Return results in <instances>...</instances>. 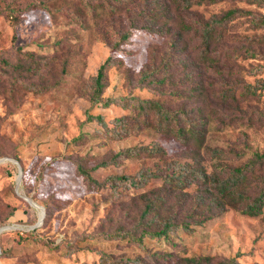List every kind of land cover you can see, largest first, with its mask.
<instances>
[{"label": "rangeland", "instance_id": "rangeland-1", "mask_svg": "<svg viewBox=\"0 0 264 264\" xmlns=\"http://www.w3.org/2000/svg\"><path fill=\"white\" fill-rule=\"evenodd\" d=\"M29 2L37 7L26 9ZM177 5V0H0V157L19 164L0 161V226L14 223L0 232V264H107L101 253L110 256L108 264H137L135 258L138 264H177L176 259L203 254L264 264V205L257 215L229 205L198 223V198L207 193L197 179L183 187L160 177L139 186L125 181L88 186L80 172L89 168L102 180L147 165L170 170L172 159L211 171L214 161L226 169L264 153V58L248 53L264 52V26L253 22L264 17V0L194 2L186 10ZM229 8L238 10L221 40L210 44L211 58L201 61L200 22ZM105 60L100 95L124 98L108 105L93 101V76ZM129 96L202 116L203 142H183L135 118L123 104ZM99 113L108 126L126 114L130 132L112 137L101 122L87 118ZM152 140L163 153L116 155ZM213 147L228 155L212 157ZM250 178L245 189L253 195L264 185V167ZM24 195L44 208L33 227L42 212ZM148 199L155 207L143 215ZM167 217L192 221V229L145 231ZM132 233L141 235L142 244Z\"/></svg>", "mask_w": 264, "mask_h": 264}, {"label": "trees", "instance_id": "trees-1", "mask_svg": "<svg viewBox=\"0 0 264 264\" xmlns=\"http://www.w3.org/2000/svg\"><path fill=\"white\" fill-rule=\"evenodd\" d=\"M178 7L181 10L188 9L194 2L202 3L209 2L211 0H177ZM249 2H261L262 0H248ZM34 2L27 3L26 9L34 8ZM238 9L229 8L223 14L216 15L212 14L208 19L200 22V35H201V45L198 48V55L201 61L210 59L209 57V46L213 41H220L223 37V29L227 24V20L235 15ZM256 27L264 26V17L260 16L253 20ZM163 32H168V28H159ZM127 33H124L122 38L126 39ZM250 39L257 42L263 40V37L250 36ZM174 40V39H173ZM250 56L259 55L264 58V52H257L256 50H248ZM107 60V59H106ZM106 60L103 61L97 71L93 76V101L102 100V104L108 105L110 103H118L122 101L123 97L116 96H105L101 97L100 93L103 89L104 83V69ZM164 79V77H162ZM255 92V89H251ZM126 103L131 109L133 116L139 117L140 121L151 124L155 128L172 133L176 138L183 142H188L192 140L196 146H200L204 138L205 122L202 116H188L186 111H172L165 107L161 101L151 98H140L138 96H129L125 98ZM152 110L153 116L149 118V112ZM87 118H94L98 122H101L109 134L112 137H120L122 135L130 132L128 126V119L126 114L116 116L112 120L110 126L106 125L102 114H88ZM142 152L149 154L163 153L164 148L161 146L158 140H152L148 145H131L119 149L116 155L122 156H139ZM210 154L212 157L219 158L228 155L221 147H213L210 149ZM170 165V170L162 171V167L156 166H141L134 173L126 174H115L106 176L104 179L99 180L94 177L89 168L80 167V172L88 186H100L102 184H110L115 187L118 182L125 181L131 186H139L148 181L150 177H160L163 182H167L172 186L183 187L187 185L193 178L204 183L203 186L207 195H199L198 209L200 213V218L195 222H201L206 217H211L213 214H218L229 205L240 206V210L243 213L249 215H257L262 212V207L264 205V185H262L258 191L249 195L246 192V187L251 183V174L256 168L264 167V153H255V155L248 159L244 166L236 165L233 167H228L225 169L224 164L219 161L213 162V167L211 171H207L204 167H197L194 162L189 161H179L177 159H172L168 166ZM159 196V195H158ZM157 196V198H158ZM207 199V201H206ZM155 207V201L148 199L143 207L142 214L144 215L150 209ZM192 221H182L175 222L171 218H164L161 222V226L156 229H146L149 234L161 235L166 234L167 231L180 227L187 230L192 229ZM131 236L142 244L141 235ZM105 258L106 263L109 262V255L107 253H101ZM154 256H162L163 258L170 259L172 253H154ZM137 264L139 262L138 258H135ZM135 262V263H136ZM177 264H240L234 257L228 258H218L212 260V257L208 254H203L200 256H184L181 259H176ZM112 264V263H109Z\"/></svg>", "mask_w": 264, "mask_h": 264}, {"label": "water", "instance_id": "water-1", "mask_svg": "<svg viewBox=\"0 0 264 264\" xmlns=\"http://www.w3.org/2000/svg\"><path fill=\"white\" fill-rule=\"evenodd\" d=\"M5 158H9L11 159L12 161L16 162L18 164V161L12 157H0V161H3ZM19 165V164H18ZM20 169V168H19ZM20 174V173H19ZM18 182V181H17ZM25 199H27L32 205H36V206H40L41 209H42V213H41V216L38 218V220L36 221L35 224H33L31 227L35 226V225H38L41 223L42 221V218H43V215H44V208L43 206L39 205L38 203H36L32 197L28 196V195H24ZM11 227H14V223H11V224H4V225H1L0 226V232L3 230V229H6V228H11Z\"/></svg>", "mask_w": 264, "mask_h": 264}, {"label": "bare ground", "instance_id": "bare-ground-1", "mask_svg": "<svg viewBox=\"0 0 264 264\" xmlns=\"http://www.w3.org/2000/svg\"><path fill=\"white\" fill-rule=\"evenodd\" d=\"M7 159H9V158H5L4 160H7ZM9 160H11V159H9ZM33 206H36V205H33ZM37 207H39L40 209H41V207L40 206H37ZM41 212H42V209H41ZM41 215L39 214V217H40Z\"/></svg>", "mask_w": 264, "mask_h": 264}]
</instances>
